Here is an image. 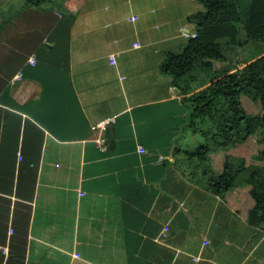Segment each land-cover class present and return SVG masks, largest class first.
Segmentation results:
<instances>
[{"label": "crops", "instance_id": "obj_1", "mask_svg": "<svg viewBox=\"0 0 264 264\" xmlns=\"http://www.w3.org/2000/svg\"><path fill=\"white\" fill-rule=\"evenodd\" d=\"M24 4L0 0V264H264L252 186L220 196L189 172L197 135L159 69L204 6ZM247 148L213 154L215 171Z\"/></svg>", "mask_w": 264, "mask_h": 264}, {"label": "trees", "instance_id": "obj_2", "mask_svg": "<svg viewBox=\"0 0 264 264\" xmlns=\"http://www.w3.org/2000/svg\"><path fill=\"white\" fill-rule=\"evenodd\" d=\"M64 1L25 0L24 8L55 9ZM196 1L205 9L189 17L196 37L179 52H165L159 67L162 75L173 79L189 108L186 133L204 139L203 144L182 150L184 163L220 196L241 183L251 185V215L264 226V167L248 166L253 154L248 144L264 130V52L243 62L231 56L250 42L264 44V0ZM243 97L259 104L262 113L249 114ZM243 144L249 148L245 156L227 155L222 172H216L212 155Z\"/></svg>", "mask_w": 264, "mask_h": 264}, {"label": "rangeland", "instance_id": "obj_3", "mask_svg": "<svg viewBox=\"0 0 264 264\" xmlns=\"http://www.w3.org/2000/svg\"><path fill=\"white\" fill-rule=\"evenodd\" d=\"M239 39L243 41L246 38L244 37V34H241ZM240 50L241 51L238 54L231 53V56L233 60L243 62V60L246 58L250 59L255 55L262 54L264 52V44L250 42L246 47ZM242 100H243V105L249 114L259 115L262 113V109L259 104L252 102L250 99L246 97H243ZM194 141H195L194 143L195 147L204 143V139L201 138L200 136H196ZM248 145L249 148H251L250 152L251 151L257 152V150H259L258 153H260V155L258 156L255 155L253 157V162L256 165L254 167H257V164H259L258 165L259 167H264V130L259 131V133L251 139V142Z\"/></svg>", "mask_w": 264, "mask_h": 264}, {"label": "built area", "instance_id": "obj_4", "mask_svg": "<svg viewBox=\"0 0 264 264\" xmlns=\"http://www.w3.org/2000/svg\"><path fill=\"white\" fill-rule=\"evenodd\" d=\"M195 37H196V35H195ZM29 63H30L31 65H33V66H36L37 63H38V59H37V57H36V56H32V57L30 58V60H29ZM104 143H105V140H104V139H101V140H100V144H104ZM19 159H20V160L23 159V157H22L21 154L19 155ZM166 232H168V228H165V233H166ZM11 233H13V232L11 231Z\"/></svg>", "mask_w": 264, "mask_h": 264}, {"label": "water", "instance_id": "obj_5", "mask_svg": "<svg viewBox=\"0 0 264 264\" xmlns=\"http://www.w3.org/2000/svg\"><path fill=\"white\" fill-rule=\"evenodd\" d=\"M176 92H177V93H179V90H178V89H176Z\"/></svg>", "mask_w": 264, "mask_h": 264}]
</instances>
